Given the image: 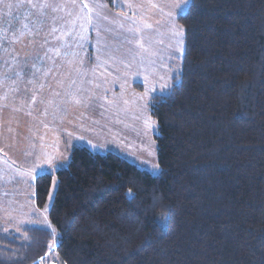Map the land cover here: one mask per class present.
<instances>
[{
	"label": "trees",
	"instance_id": "trees-1",
	"mask_svg": "<svg viewBox=\"0 0 264 264\" xmlns=\"http://www.w3.org/2000/svg\"><path fill=\"white\" fill-rule=\"evenodd\" d=\"M176 22L181 70L148 104L159 171L72 146L30 183L42 209L55 180L52 228H0V264H264V0H188Z\"/></svg>",
	"mask_w": 264,
	"mask_h": 264
},
{
	"label": "rangeland",
	"instance_id": "rangeland-1",
	"mask_svg": "<svg viewBox=\"0 0 264 264\" xmlns=\"http://www.w3.org/2000/svg\"><path fill=\"white\" fill-rule=\"evenodd\" d=\"M112 2L118 11L105 0H0V53L9 52L0 56L5 232L52 228L47 210L55 180L42 209L33 203L30 183L65 166L74 145L159 171L148 104L181 70L183 31L176 16L188 0ZM47 259H57L53 249L37 262Z\"/></svg>",
	"mask_w": 264,
	"mask_h": 264
},
{
	"label": "crops",
	"instance_id": "crops-1",
	"mask_svg": "<svg viewBox=\"0 0 264 264\" xmlns=\"http://www.w3.org/2000/svg\"><path fill=\"white\" fill-rule=\"evenodd\" d=\"M8 53H9V52H8ZM8 53H7V51H6L5 53H0V56H1V55H7ZM7 57H8V56H5V58H7ZM0 59H1V58H0ZM28 65H29V64H28ZM38 65H39V64H38ZM40 65H41V64H40ZM40 65H39V66H40ZM4 66H5V64H4L2 67H4ZM6 66H7V65H6ZM14 69H15V68H14ZM5 71H9V72H11L12 70L9 68V70H5ZM26 77L31 78V79H29V80H32V81H33V79L35 78L34 75H31V76L26 75ZM29 80H28L29 83H27L28 86H29V85H35V86H38L37 83H34V82L32 83V82H30ZM34 80H35V79H34ZM10 81H11V79H9V82H10ZM9 84H10V83H9Z\"/></svg>",
	"mask_w": 264,
	"mask_h": 264
},
{
	"label": "snow or ice",
	"instance_id": "snow-or-ice-1",
	"mask_svg": "<svg viewBox=\"0 0 264 264\" xmlns=\"http://www.w3.org/2000/svg\"><path fill=\"white\" fill-rule=\"evenodd\" d=\"M185 2H186V0H185ZM154 167H158V165H155ZM129 192H131V189H129Z\"/></svg>",
	"mask_w": 264,
	"mask_h": 264
}]
</instances>
